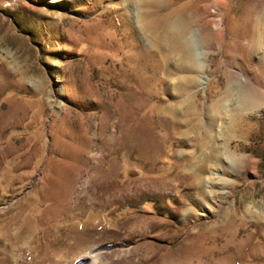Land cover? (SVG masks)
<instances>
[{
    "label": "rangeland",
    "instance_id": "1",
    "mask_svg": "<svg viewBox=\"0 0 264 264\" xmlns=\"http://www.w3.org/2000/svg\"><path fill=\"white\" fill-rule=\"evenodd\" d=\"M163 1L200 37L223 33L203 37L199 133L159 125L141 76L136 105L120 94L128 56L161 46L157 0H0V264H264V103L244 133L205 134L239 107L224 72L264 16L254 0Z\"/></svg>",
    "mask_w": 264,
    "mask_h": 264
},
{
    "label": "bare ground",
    "instance_id": "2",
    "mask_svg": "<svg viewBox=\"0 0 264 264\" xmlns=\"http://www.w3.org/2000/svg\"><path fill=\"white\" fill-rule=\"evenodd\" d=\"M164 3L163 0H157L155 4H152V9L149 11L150 15H148L150 20L147 24L152 32H158L157 41L159 43L157 42V44L161 43V46L158 45L156 54L151 53L150 57L142 56L144 52H141L143 54L140 53L138 57L136 54L131 56L132 53L128 56L127 68L123 72L125 77L120 85V94L125 97L129 106L136 105L134 100L137 92L128 80L134 79L138 84L137 78L141 76V97L145 100L150 99L151 102L156 100L155 107L157 114H159L157 119L159 125L166 124V119L172 116L169 127L173 130L190 129L199 133L204 126L202 127L203 123L199 120V107L194 100L193 88L197 83L196 69H198V74H201L202 70L207 67L209 52L205 47L206 45H203V37L212 39L216 36L217 40L220 41L223 33L208 31L207 34L200 37L198 31L192 29L191 20L182 16L184 7L171 10L170 13L163 16L158 14L157 10L163 9ZM251 7L257 19L264 16V0H254ZM221 23L222 19L216 24L218 28L221 27ZM235 44L244 59V63L240 64L238 68L236 66L235 68H226L224 72L227 80L225 91L232 97L236 96L239 107L236 110L229 108L230 117H224L221 122L212 114L207 115L209 118L207 127H205V134L211 133L212 129L221 123L223 124L222 128L226 130L244 133L249 126L246 119V109L250 105L260 106L264 103V30L256 27L246 37L236 41ZM245 47L250 49L249 53H246ZM199 79L200 85L206 84L208 77ZM106 94L108 95V93ZM165 95L178 98L179 102L166 104L162 100V96ZM219 105L217 104L218 107ZM196 136L195 140H198L200 135ZM205 137L204 140L206 141L204 142L215 141L212 136L206 135ZM187 214L188 212L185 213V215Z\"/></svg>",
    "mask_w": 264,
    "mask_h": 264
}]
</instances>
